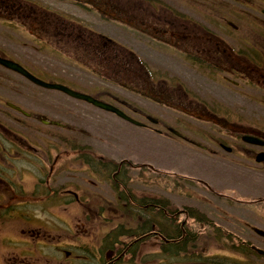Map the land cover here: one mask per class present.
I'll list each match as a JSON object with an SVG mask.
<instances>
[{"label":"flooded vegetation","instance_id":"1","mask_svg":"<svg viewBox=\"0 0 264 264\" xmlns=\"http://www.w3.org/2000/svg\"><path fill=\"white\" fill-rule=\"evenodd\" d=\"M63 1L78 10H93L88 13L99 21H121L136 28L143 27L149 36L162 40L160 42L166 44L169 52L180 54L183 62L189 65L187 69L194 74L211 81L216 78L223 85L226 83L237 87L242 84V92L247 94L236 91L237 95L264 105V0H192L195 12L186 6L187 0H163L161 4L167 20L161 27L155 24L150 26L153 23L151 18L156 15L151 5L158 4L159 0H140L147 5L137 6L136 9L133 5L139 0H133L129 5L122 4L121 0ZM232 4L240 8H234ZM186 9L203 23L214 27L213 30L185 17L182 13ZM202 10L204 13H200ZM2 22L27 28L35 38H40L39 35L42 37L48 28L82 23L74 17H61L42 2L32 0H0V24ZM0 57L14 60L1 48ZM0 69L5 68L0 66ZM173 77L172 88L168 86L163 90L157 81L161 78L156 80L149 76L146 80L138 75L139 97L149 98L164 109L204 123L207 130L198 129L185 117L172 118L174 124L198 134L205 142L247 157L250 164L244 165L246 170L256 174L257 178L260 175L263 177L264 162L256 163L255 156L264 152V130L256 121L232 122L231 118L226 117V108L215 101L188 96L181 80ZM32 101L33 95L28 91L0 89V264H85L89 257L77 254L79 247L64 250L62 243L68 237L62 238L58 232L53 237L55 241L47 240L44 214L54 220L65 219L66 216L59 212L60 204L64 209L71 207L72 210L68 211L69 217L72 214L71 218L102 216L108 225H113L108 227L109 238L102 247L106 255L102 257L98 253L94 256L96 264H140L137 260H144L143 245L148 244L154 249V264H177L175 238L163 235L157 224L151 226L146 237H128L120 233L130 212L148 207L156 215L158 208H170L171 202H157L154 194L148 190L146 203L140 204L138 191L134 189L137 167L124 159L96 158L81 146L78 151L75 148L73 153L65 152L67 160L59 163L60 154L54 157L52 148L39 149L35 126L37 115ZM144 118L152 124L155 121L154 127L146 123L145 128L160 135L169 131L163 121L149 120L150 116L146 113ZM42 120L38 118V121ZM180 133L176 138L184 143L201 146L206 153L213 152ZM246 135L261 139L263 144L245 142L242 137ZM65 170L85 173L86 184L72 181L60 184L56 180ZM152 176L151 169L145 171L147 184L153 185ZM93 187H101L105 194ZM91 199L98 200L89 203ZM218 201L222 203L215 204L218 212L211 213L212 219L205 211H191L187 206H180L178 218H182L183 224L190 216H198V222L203 217L206 221L204 226L199 223L202 226L200 232H193L201 245L199 251L195 250L201 256L197 264H264V234L255 231V227L264 230V195L225 197ZM160 204L162 206L157 207ZM231 209L236 212L235 229L222 223L227 219L221 217L222 213L226 214ZM168 212V217L172 219L171 210ZM231 218L235 217L226 221L232 225ZM68 227L71 228L69 224ZM113 230L119 235L112 236L110 232ZM187 239H190V235ZM47 249L54 256L55 263L49 262ZM191 261L195 264L192 259L187 264H192Z\"/></svg>","mask_w":264,"mask_h":264},{"label":"rangeland","instance_id":"2","mask_svg":"<svg viewBox=\"0 0 264 264\" xmlns=\"http://www.w3.org/2000/svg\"><path fill=\"white\" fill-rule=\"evenodd\" d=\"M32 1H40L44 6L68 17H74L90 29L108 36L117 44V51L119 49L120 52L132 51L136 53L150 70L161 74L158 77L161 79L157 81L163 90L168 86L172 88L171 84L175 78L173 76H176L181 80V84L186 87L188 96L209 102L215 101L226 108V117L231 118L232 122L253 123L256 121L261 130H264V105L255 104L248 98L245 99L237 95L236 91L247 94L242 92L244 85L240 84L237 87L226 83L223 85L216 78L211 81L201 75L194 74L193 71L187 69L189 65L183 62V57L180 54L169 52L165 43L146 37L143 27L134 31L132 27L125 26L118 21H99L89 14L93 10H78L63 0ZM132 1L121 0V3L129 5ZM161 1L163 2V0H159L158 4L153 3L151 5L156 15L151 18L153 23L150 26L154 24L159 26L167 20L163 13ZM191 2L192 0H187L186 6L195 12L196 7ZM139 3L134 4L133 7L138 6L140 8L147 5L146 2L143 3L140 0ZM200 13H204V11L202 10ZM182 14L192 18L194 22L196 20L199 24H204L205 28L210 30L214 28L194 17L192 12L187 9ZM29 34L27 28H18L14 24L2 22L0 24V48L27 67L37 78L48 82L63 83L82 93L103 94L104 99L125 111L135 120L154 127V124L145 120L143 113H146L153 119L163 121L169 128L181 131L186 137L194 139L213 152L206 153L201 146L184 143L178 137L176 138L167 132L160 135L145 127H138L120 117L118 118L111 112H105L94 107L86 101L71 98L62 91L37 87L20 73L13 74L8 70L0 69L1 90L16 88L21 89V91H28L33 95L32 103L37 115L35 126L39 149L52 148L54 157L60 154L59 159L61 160L59 162H63L65 152L69 154L85 147V151L90 153L93 151L97 155H103L106 160L121 161L124 159L130 160L131 163H145L151 169L168 170L170 171L168 173L162 172V178L153 180V185L147 184L144 180L136 179L134 189L139 193V202H146L145 198L149 190L154 194L156 201L160 198L165 200L164 202H171L172 210L178 213L180 206L193 207L205 211L207 216L212 219L211 213L217 214L218 212L216 208L218 206L215 204L222 203V201H218L219 199L245 197L259 193L264 195V176L260 175L259 178L261 179H259L256 174L246 170L244 165L250 164L247 157L221 150L213 143L205 142L198 134L184 130L182 126L174 124L172 118L176 116L184 118L185 116L179 112L173 113L169 109H164L149 98L139 97L135 92L137 88L130 81L129 83L123 81L127 87L125 88L113 83L107 76L106 78L101 76V73L104 74L105 72L93 73L88 64L92 63L93 60L83 54L76 55L66 48L61 40L52 41L49 38H43L44 36L41 37V35H39L41 38H35ZM93 55L95 58H99L97 54L93 53ZM78 60L88 64V66H79ZM168 97L170 96L168 95ZM39 117L49 123L38 121ZM185 120L193 123L198 129L207 130L204 123H198L190 117H185ZM42 164L40 162L41 166ZM143 170L144 168H142V172ZM139 173L136 170L134 174ZM155 175L153 174L152 178ZM85 178V173L81 171L65 170L56 181L60 184L72 181L84 185L86 184ZM198 180L204 181L210 187L211 192L205 187H201L197 183ZM212 188L215 189L214 194H211ZM92 189L105 194L101 187H93ZM212 205H215L214 208ZM69 209L72 210L71 207L64 209L60 205V214L66 216L64 220L62 217L61 220H54L50 215L44 214L47 240L55 241L54 235L60 232L62 238H70L63 241L64 250L79 247V251L76 253L89 257L85 260V264H96L93 258L102 251L103 247L99 242L103 238L104 231L113 225H108L104 217L78 216L71 218L72 214L70 213L69 217ZM234 214L236 215V212L231 209L226 214L222 213L221 215L222 218L227 217V219L235 217L231 218L233 220L232 225L226 221L227 219L222 220V223L233 229L237 224L235 220L237 217ZM67 222L71 228L68 227ZM197 226L198 224L195 225V227ZM152 250L154 249L148 244L143 249V258L145 259L143 261L137 260L138 263L149 264ZM47 251L49 262L55 263L51 251L49 249Z\"/></svg>","mask_w":264,"mask_h":264},{"label":"bare ground","instance_id":"3","mask_svg":"<svg viewBox=\"0 0 264 264\" xmlns=\"http://www.w3.org/2000/svg\"><path fill=\"white\" fill-rule=\"evenodd\" d=\"M226 2V1H225ZM228 5V2L224 3ZM234 8H240L237 5L232 4ZM61 205V204H60ZM162 205H157V207H161ZM156 207V208H157ZM173 208L170 206V208L165 206V209L163 207L158 208V214L154 215L153 212L148 207H145V209H139L135 212H130L124 223L122 224V227L120 228V233L125 236H143L146 237V234L148 231H150V228L153 224H157L159 226L160 231L163 235L174 237V256L176 259H182L183 257H186V259L190 260L192 259V255L195 252V250L200 249L199 242H197V237L194 233H191L185 226L183 230H181V224L183 222L179 221V213L177 211L172 210ZM169 210L172 212V219L168 217ZM206 219V218H205ZM61 220V219H60ZM64 220V218H62ZM201 224L204 226L206 225V221L204 220V217L200 219ZM180 224V226H179ZM179 226V227H178ZM201 225L198 224L197 227L194 226V228L200 232L201 231ZM178 229V230H177ZM103 238L100 240L99 244L102 243V241L107 240L108 234L107 230L104 231ZM185 233V234H184ZM110 234L112 236H118L119 233L117 231H111ZM190 235V239L188 238V235ZM70 239V238H69ZM98 239V238H97ZM197 242V243H196ZM182 244V245H180ZM144 246V245H143ZM102 257L106 255V251L104 248H102V251L99 253Z\"/></svg>","mask_w":264,"mask_h":264},{"label":"trees","instance_id":"4","mask_svg":"<svg viewBox=\"0 0 264 264\" xmlns=\"http://www.w3.org/2000/svg\"><path fill=\"white\" fill-rule=\"evenodd\" d=\"M88 33H91L93 35V32L88 31ZM66 34L68 36H70L71 33L66 32ZM98 39H100V42L102 44L98 45V49H100V52H99L100 56H99V59L97 60V62L99 63V66L102 68L101 69L102 72H105L104 73L105 76L107 75L108 77L113 78L114 80L120 82V84H124L123 81H127L128 83H129V81L133 82V83H135V82L137 83V73L136 72L138 71L137 62H139V61H138L135 53H132V51L120 52L119 49L117 51V48H116L117 44L106 36L103 37L102 35H98ZM85 43H86V41H83L84 45H85ZM121 63H126L128 65L126 73H124V70H122L118 66ZM146 74H147V72L145 71L140 76L143 78H146L147 77ZM136 85L137 84H135L134 86H136ZM134 166L139 167L138 164L134 165ZM141 173H142V171H141ZM158 174L162 175L163 173H162V171H158ZM139 179L144 180V181L146 180V178H144L142 174H140ZM146 200H147V197L145 198V201ZM164 201L165 200H161L159 198V200L157 202L163 204V203H165ZM143 203H146V202H143ZM140 204H142V203L140 202ZM157 214H158V212H157ZM179 226H180V224H179ZM184 226L187 228L186 224H184V225L181 224V230H183ZM180 245H182V244H180Z\"/></svg>","mask_w":264,"mask_h":264},{"label":"water","instance_id":"5","mask_svg":"<svg viewBox=\"0 0 264 264\" xmlns=\"http://www.w3.org/2000/svg\"><path fill=\"white\" fill-rule=\"evenodd\" d=\"M0 64L5 65L6 67L10 68L11 70H16L17 72L21 73L25 78H28L30 81H32L33 83H35L36 85H40L44 88L47 89H56L58 91H63L66 94H68L69 96H71L72 98L75 97L77 99L80 100H85L89 103H91L94 106H97L105 111H110L115 113L117 116L122 117L123 119L127 120L128 122H133L136 125H141L139 122H136L135 120H133L132 118H129L123 111L118 110L115 106H113L110 103H105L103 101H100L98 99L93 98L92 96L88 95V94H82L76 90H71L68 87H66L63 84H57V83H47L43 80L37 79L35 78L28 70H24L20 65H18L17 63H13L12 61L6 60V59H0ZM247 140H250L247 138ZM253 141V140H250ZM257 161L263 160L264 161V154H260L258 155Z\"/></svg>","mask_w":264,"mask_h":264}]
</instances>
